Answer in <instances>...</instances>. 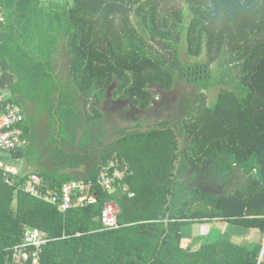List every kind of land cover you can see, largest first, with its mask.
Returning <instances> with one entry per match:
<instances>
[{"label": "trees", "instance_id": "1", "mask_svg": "<svg viewBox=\"0 0 264 264\" xmlns=\"http://www.w3.org/2000/svg\"><path fill=\"white\" fill-rule=\"evenodd\" d=\"M61 43L69 63L64 80L51 60ZM183 50L195 59L191 66L181 63ZM193 70L200 73L186 76ZM181 76L219 91L213 104L202 93L188 104L187 116L175 122L177 135L166 121L139 125L105 147L82 178L64 172L80 162L58 147L53 155L66 160L35 172L50 198H60L65 182H93L85 207L61 211L59 202L24 192L31 173L19 161L30 166L46 154L22 146L2 156L4 166L22 168L0 169V264H12L26 228L46 235L37 264H264V0H0V92L20 89L51 117L52 130L59 124L63 142L73 144L77 125L85 132L81 116L99 127L105 98L146 110ZM24 119L18 126L25 142ZM144 127L150 130L140 132ZM90 137L83 135L80 148ZM176 137L188 149L174 175ZM113 161L131 174L107 190L95 181ZM188 169L221 190L186 185ZM106 203L117 206V229L101 225ZM197 222L213 226L187 242ZM246 235L257 241L231 242Z\"/></svg>", "mask_w": 264, "mask_h": 264}, {"label": "built area", "instance_id": "2", "mask_svg": "<svg viewBox=\"0 0 264 264\" xmlns=\"http://www.w3.org/2000/svg\"><path fill=\"white\" fill-rule=\"evenodd\" d=\"M23 121L21 109L14 103L9 102L8 98L0 92V169L4 172H13L12 169L4 167L2 156L8 152L22 148L24 140L22 130L18 126ZM119 165L115 161L102 167L97 172L96 183L104 189L111 190L115 178L122 179L125 175H130L125 165L118 170ZM120 168V167H119ZM113 170L110 173V170ZM29 183L24 188V192L39 199L48 202H59V209L66 211L75 207H85L90 203L89 190L93 185L91 181L73 180L65 182L60 188V198H50L43 193L44 183L38 175H29ZM117 206L113 203H106L101 211L100 221L102 227L106 229H117L119 227L116 214ZM243 239H247L244 236ZM47 242L46 235L38 229L26 228L23 233L22 243L13 248L12 264H24L29 257L32 258V264H37L38 255L43 245ZM264 242V241H263ZM264 251V243L261 255ZM16 258V259H15Z\"/></svg>", "mask_w": 264, "mask_h": 264}, {"label": "crops", "instance_id": "3", "mask_svg": "<svg viewBox=\"0 0 264 264\" xmlns=\"http://www.w3.org/2000/svg\"><path fill=\"white\" fill-rule=\"evenodd\" d=\"M58 59H61L63 62L62 65H65L68 68V64H69L68 63V54H67V50H66L64 44H62V43L58 46V49L56 50L55 55L51 59L52 60V66L55 68V74L57 76H59V78H60L59 71L56 67V64L58 63L57 62ZM59 65H61V64H59ZM67 78H69V74H68ZM67 78H65V79H67ZM62 80H64V79H62ZM16 81L17 80L13 81V84ZM10 88L8 86H5L2 90L3 94L7 98L12 99L14 101L16 100V102L21 100V103L25 107L30 108V110L31 109L33 110V112L31 114L36 112V109H38L37 103H35L32 100L22 96L20 91H19L20 90L19 88H18L19 90L15 89V88H13V90H12ZM154 99H153V101H155ZM124 103L125 102H120V101L112 103V102L108 101V98L107 99L105 98V101H103L102 104L99 106V109L101 110V112H103V118L99 123V127H98V124L96 122H94V123L91 122L89 124L88 123L85 124L84 118L80 115L81 116L80 117L81 123H82L81 125H82V128L85 129V132L83 129L79 128V125H77L75 127L76 133H75V137H74L75 139H74L73 144L67 143L68 141L63 142L60 139V137H58L60 127H59V124H56V128H55L56 130L54 131L51 129V131H53L54 133L52 135L49 134V138L51 139V138L55 137L58 140L55 142H53V141L50 142V139H49V141H47L45 143L46 146L51 147L50 148L51 151H48L47 153H45L46 156L47 155L51 156L53 154V151L56 150L57 147L60 148L61 150L63 149L64 153L67 156L73 155V156L77 157L75 159H77V161L80 162V166H83L84 169H86L83 174H80V176L71 175L70 172H69V174L71 176L77 178V179L86 176L88 174V172L90 171V168H93L94 166L98 165L99 153L103 152L105 147H107V146L111 145L112 143H114L115 141H117L115 139V137H117V135H118L117 132H120V133L124 132L123 129H120V125L122 123L123 124L121 126L125 129H129V128L136 129V128H138L139 125L143 126L141 118L140 119L139 118L130 119L129 116L130 115L136 116L135 112H133L134 110L137 111L136 112L137 116H139V112H142V114H143V112L145 110H139L138 108H133V107L129 108V107H127L126 104L124 105ZM111 106H113V107L111 108ZM121 107L124 108L125 110L134 109V110H129V111L125 112V113L129 112V114L125 117V120H123L124 112H121ZM46 108L48 109L47 106H46ZM55 108H56V104H55V107L52 109L53 112L55 111ZM51 113H52V111H51ZM44 114L48 115L46 111H44ZM36 117H38L37 114H36L35 118ZM38 120L41 122L40 119H38ZM124 122L131 123V125L128 126V125L124 124ZM24 123L26 124V117L24 119ZM35 123H36V120H33V123L30 125V127H28V130H29L28 133L33 131ZM109 129H111V131L117 135H115V137L108 139L107 137H108V130ZM87 132L89 135H91V137L87 140L85 146L83 148H80V145L83 142L82 137ZM100 136H101L102 140L97 139ZM28 140H29V137L27 134V138L24 142L23 148L26 147L27 144L29 143ZM180 151H181V149L178 152H175L177 155H179V157H180ZM176 161L180 162V160L178 161V159ZM14 169H16V168H14ZM74 169H76V168H74ZM18 171L19 170H17V173H18ZM71 171H74V170H71ZM32 174L37 175L34 172H31L30 175H32ZM212 226L213 225L208 224V223H204V222H202V223L197 222V224H193L191 226V229L188 230V232H187L186 241L191 243L193 238L208 235L210 232V228ZM215 228H219V227L216 226ZM220 228L222 231H224V229H225V227H220ZM246 236H247L246 240H244L243 237L232 236L231 242L235 243V244L243 245V242H245V241H246V243H248L249 241L250 242L257 241L253 236L252 237H250L249 235H246ZM262 240H263V238H262ZM262 243H264V242H262Z\"/></svg>", "mask_w": 264, "mask_h": 264}, {"label": "rangeland", "instance_id": "4", "mask_svg": "<svg viewBox=\"0 0 264 264\" xmlns=\"http://www.w3.org/2000/svg\"><path fill=\"white\" fill-rule=\"evenodd\" d=\"M180 54H181L180 61L182 64L186 66H191V64H193L195 59L187 58L184 50L181 51ZM57 62L58 63L56 64V67L59 71L60 79L62 80V79L67 78L68 77L67 66L62 65L63 62L61 59H58ZM196 62L200 63L201 65L204 64L205 57L202 56L198 58ZM209 69L210 71H213L214 66H210ZM172 81H174V78H172ZM157 90H158V87L151 89V91L154 93L157 92ZM218 91H219L218 87H213L209 90H201L199 87L194 85L193 82L187 81V78L185 76H181V78L176 80V83L171 89V91L165 92V94L160 92V94H156V96L154 97L155 101L153 102H159L161 101V99L164 100L165 101L164 106L162 108L160 107L152 108V105H151L148 109L144 111L148 115L142 116V117H145L144 118L145 121H150V120H155V119L158 122L160 121V123L157 124L159 126L161 123H163V121H166L167 119H170L171 121H174V122H179L178 124H180L184 116H187L189 112L188 104L192 100H194L199 93H202L205 96L207 104L210 105L214 103L216 96L218 94ZM159 95H161V97ZM163 96H164V99H163ZM125 104L126 102L124 103V105ZM18 105L24 115V118L26 117V124L28 127H30V125L33 123V120H36L33 131L28 133L29 143L25 147V150L30 151L31 149H33L36 155H43L47 153L48 151H51L50 150L51 147L45 145V143L49 141L50 139L49 134L52 135L54 133L53 131H51V125H52V123L50 122L51 117L48 115H45L44 111H41L39 109H37L36 112L31 114L33 112L32 109L30 110V108L25 107L22 103H19ZM126 111H129V110H125L124 108L121 107V112L125 113ZM161 111H164V113L161 114L162 113ZM36 114L38 115V117L35 118ZM38 119H40L41 122ZM51 141H52V138L50 139V142ZM53 159H62L64 161L66 160V157H63V156L58 157L52 154L51 156L48 155V157L47 156L43 157V159L38 161V163H35L30 166L29 165L26 166L22 164L23 160L19 161V163L25 170L29 171L30 173L31 172L35 173L39 168H43L47 171L53 170V167H52V165L54 164ZM21 166L20 168H22ZM10 167L12 168V171L14 173L17 172V170H20L18 166H10ZM72 170L74 171L64 170V172L66 173L70 172L71 175L80 176V174H83L86 169H84L83 166H80ZM263 241H264V236H263L262 242Z\"/></svg>", "mask_w": 264, "mask_h": 264}, {"label": "flooded vegetation", "instance_id": "5", "mask_svg": "<svg viewBox=\"0 0 264 264\" xmlns=\"http://www.w3.org/2000/svg\"><path fill=\"white\" fill-rule=\"evenodd\" d=\"M200 72L198 71V72H196V71H194L193 70V72L192 73H189V74H186V76H196V74H199ZM187 81H188V79H187ZM161 93H163V92H161ZM160 94V93H159ZM163 94H165V93H163ZM160 97H161V95H159ZM165 96V95H164ZM164 96H163V99H164ZM157 101V100H156ZM164 100H162L161 99V101H159V102H152V108L154 107H160V108H162L163 106H164ZM113 106H111V108H112ZM130 108H132V107H130ZM129 110H134V109H129ZM133 112H135V115L136 116H133V115H130L129 117H130V119H137V118H141V120H142V124L143 125H146V126H149V127H151V126H153V125H157V124H159L160 123V121L158 122V121H156V119L155 120H150V121H145V117H142V116H147L148 114L147 113H145V112H143V114H142V112H139V116H137V114H136V112L137 111H133ZM162 112V113H161ZM161 112H159V113H161V114H163L164 113V111H161ZM129 114V112H127V113H124L123 114V120H125V117L127 116ZM166 122H167V126H170V127H172V126H176V124H175V122L174 121H171L170 119H167L166 120ZM123 124V123H122ZM121 124V125H122ZM124 124H126V125H131V123H126V122H124ZM171 124H173V125H171ZM120 125V129H123V131L124 132H127V133H129V131H132L133 130V128H129V129H125V128H123L122 126ZM171 129V128H170ZM118 134V135H117ZM117 134H115V133H113L112 131H111V129H109L108 130V139L109 138H112V137H115V135H117V137H115V139L116 140H118V139H120L122 136H123V134L122 133H120V132H117ZM178 139V138H177ZM176 138H175V142H176V149H175V152H178L180 149H181V151H180V155H184L185 154V148H184V146H185V144L183 143V142H179L178 140H177ZM178 161L181 159V156H180V159H179V156H178ZM180 163V162H179ZM199 171V170H198ZM192 171L190 170V169H188V170H185V172H184V176L181 178V180L182 181H187L185 184L186 185H188V186H191V185H196L197 187H199V188H201L202 190H204L205 192H219L220 190H221V188L219 187V186H217V185H215V184H213V185H209L208 184V182H206V181H204V179L202 178V177H199V176H197V171H193L192 173H191ZM176 174H177V172H176ZM175 174V175H176ZM190 177H193V179H190L189 180V178ZM206 182V183H205Z\"/></svg>", "mask_w": 264, "mask_h": 264}, {"label": "water", "instance_id": "6", "mask_svg": "<svg viewBox=\"0 0 264 264\" xmlns=\"http://www.w3.org/2000/svg\"><path fill=\"white\" fill-rule=\"evenodd\" d=\"M166 128H160V129H158V130H165ZM150 130V128L149 127H144V128H142L141 130H139L140 132H146V131H149ZM171 130L174 132V134L175 135H177V131H176V129H175V126L173 127H171ZM178 138V139H177ZM176 139L179 141V142H183L184 144H185V138L184 137H176ZM184 148H185V150H187L188 149V147L187 146H184ZM179 159H180V157H179ZM173 165H174V171H173V174L175 175L176 174V172H177V169L179 168V162H174L173 163ZM167 220H168V214L166 215V218H165V220H164V226L166 227V233H167V225H168V222H167ZM260 256H261V254H260ZM260 260H261V257H260Z\"/></svg>", "mask_w": 264, "mask_h": 264}, {"label": "clouds", "instance_id": "7", "mask_svg": "<svg viewBox=\"0 0 264 264\" xmlns=\"http://www.w3.org/2000/svg\"><path fill=\"white\" fill-rule=\"evenodd\" d=\"M3 162V161H2ZM4 164V163H3ZM4 167H6V166H4Z\"/></svg>", "mask_w": 264, "mask_h": 264}]
</instances>
